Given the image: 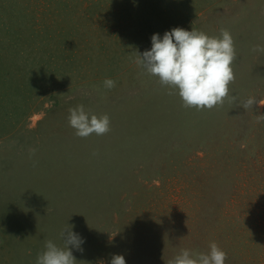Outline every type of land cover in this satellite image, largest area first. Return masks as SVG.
<instances>
[{
	"label": "rangeland",
	"instance_id": "374dc122",
	"mask_svg": "<svg viewBox=\"0 0 264 264\" xmlns=\"http://www.w3.org/2000/svg\"><path fill=\"white\" fill-rule=\"evenodd\" d=\"M180 27L234 38L213 109L136 63ZM264 0H0V264H36L61 231L76 264H167L182 249L264 264ZM106 78L115 87H104ZM107 114L87 138L69 109Z\"/></svg>",
	"mask_w": 264,
	"mask_h": 264
},
{
	"label": "clouds",
	"instance_id": "9594fccd",
	"mask_svg": "<svg viewBox=\"0 0 264 264\" xmlns=\"http://www.w3.org/2000/svg\"><path fill=\"white\" fill-rule=\"evenodd\" d=\"M152 47L143 54L137 52L136 63L150 76L158 78L161 85L178 91L186 108L211 110L223 105L229 97L230 84L235 82L233 63L236 60L234 38L227 29L219 36H209L203 31L185 30L180 27L151 37ZM253 51H264L256 46ZM115 81L104 80V87L112 89ZM264 105V100L248 98L240 102L245 110L254 105ZM69 124L76 135L87 138L92 134L102 136L110 129L107 114L97 116L85 111L83 105L69 109ZM264 119V115L259 117ZM63 247L51 240L45 242V250L38 256L36 264H76L72 248L83 251L84 240L68 226L61 231ZM207 253L182 249L167 264H225L227 253L216 242L210 244ZM110 264H126L123 255H113Z\"/></svg>",
	"mask_w": 264,
	"mask_h": 264
}]
</instances>
